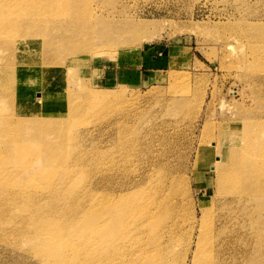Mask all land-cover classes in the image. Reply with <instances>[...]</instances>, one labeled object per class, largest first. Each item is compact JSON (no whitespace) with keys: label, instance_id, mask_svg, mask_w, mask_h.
<instances>
[{"label":"rangeland","instance_id":"1","mask_svg":"<svg viewBox=\"0 0 264 264\" xmlns=\"http://www.w3.org/2000/svg\"><path fill=\"white\" fill-rule=\"evenodd\" d=\"M10 1L0 264H264V0Z\"/></svg>","mask_w":264,"mask_h":264},{"label":"bare ground","instance_id":"2","mask_svg":"<svg viewBox=\"0 0 264 264\" xmlns=\"http://www.w3.org/2000/svg\"><path fill=\"white\" fill-rule=\"evenodd\" d=\"M27 0H11V13L8 19V23L4 26L3 24H1V28L5 30V34H11L14 35V38L16 35H19L22 38V43L25 44V46L27 47V45H31L34 43H39L38 41H40L41 39H44L46 37H48V27H50V25L45 24L46 22L44 21L45 19H38L36 20H32L33 18L30 17L29 20L27 17L31 16V9H25L22 11H16V7H20L21 3H25ZM38 1V0H37ZM49 1V0H47ZM70 1H65V0H53L51 1V6L54 10H56L57 14H55V17L57 19V21H59V23H66L63 16L64 12L66 10L70 9ZM25 6V5H24ZM28 6V5H26ZM68 17V16H67ZM46 21H50L49 19H46ZM261 30H254V34L252 35V38H256L257 41L261 42V45L264 47V36L260 34ZM248 37V36H247ZM17 45V44H16ZM23 46V45H22ZM261 52V49L258 48L254 53V56L257 60L262 58V55H258ZM263 62H264V58H263ZM5 77V74L3 75V71L0 72V80L3 79ZM1 86V85H0ZM61 88V87H59ZM31 89V88H29ZM31 90L35 91L34 88H32ZM35 92H38V90H36ZM40 96L38 98H42L43 101L46 100L47 94L48 92H39ZM61 93V92H59ZM50 97V96H49ZM27 100H32V99H27ZM47 102V100H46ZM208 115H207V119H208ZM251 120V119H249ZM209 120H207L205 122V128H208L210 125L208 123ZM247 121H244V123H246ZM243 123V122H242ZM237 124V123H235ZM201 145V144H200ZM201 147V146H200ZM236 153L235 151L231 152V155H234ZM211 159V160H210ZM225 158L219 157V160H223ZM209 163L210 161H212V156H210L209 160H207ZM256 165H253L252 167H255ZM237 174V178L240 179L241 178H246V177H250V172L246 171V170H240V172L235 173Z\"/></svg>","mask_w":264,"mask_h":264}]
</instances>
